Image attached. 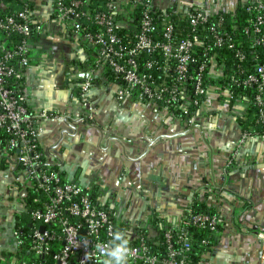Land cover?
I'll use <instances>...</instances> for the list:
<instances>
[{
    "label": "crops",
    "instance_id": "crops-1",
    "mask_svg": "<svg viewBox=\"0 0 264 264\" xmlns=\"http://www.w3.org/2000/svg\"><path fill=\"white\" fill-rule=\"evenodd\" d=\"M246 1L251 0H152L159 9L202 8L209 16L234 12ZM21 2L40 25L29 39L24 88L47 163L118 217L131 240L141 233L154 236L163 226L178 227L198 201L221 220L202 264H258L262 250L256 234L264 232V135L250 132L249 126L242 140L247 100L211 88L186 118L131 97L119 100L118 83L94 63L97 48L57 16L56 0ZM120 3L124 8L125 0ZM123 8L120 19L127 26ZM87 81L88 110L80 98ZM40 112L47 117H37ZM0 159H5L0 164L1 260L15 257L14 231L29 216L18 170L2 148Z\"/></svg>",
    "mask_w": 264,
    "mask_h": 264
},
{
    "label": "built area",
    "instance_id": "built-area-1",
    "mask_svg": "<svg viewBox=\"0 0 264 264\" xmlns=\"http://www.w3.org/2000/svg\"><path fill=\"white\" fill-rule=\"evenodd\" d=\"M23 3V9L0 15V131L5 143L4 147L0 144V150L4 149L18 167L16 179L26 191L25 211L29 216L23 223L30 226L27 225L26 239L15 229L18 251L15 257H3L0 264H117L111 252L123 245L119 244L121 235L117 231L120 219L95 205L79 185L68 181L58 167L47 163L42 151L40 128L36 116L27 107L24 88L25 70L30 64V35L39 30L40 25ZM84 5L85 0H56L57 16L71 22L73 29L97 48L94 63L110 69L118 83L119 100L131 97L169 111L174 106L180 107L188 114L205 101L202 98L206 94L203 85L206 67L209 65L216 77L222 75L215 57L210 54L212 51L222 47L233 49L238 71H243L244 51L233 41L222 15L210 20L212 16L202 8L193 12L174 9L173 13L186 16L188 24L187 36L174 44V26L167 9L155 7L152 0H125L127 16L141 5L138 32L126 45L117 34L119 28L126 26L120 19L123 8L120 0H109L104 10L84 8ZM246 12L249 17L244 32L254 38L255 45L264 49V0H252ZM128 20L130 18L125 21ZM200 26L207 29V34L200 35ZM10 35L17 36L18 40H8ZM200 41L204 43V60L192 67L195 63L192 51ZM233 80L237 85L255 86L254 102L257 106L263 104L264 64L242 80L238 77ZM89 87L87 81L80 89L84 108L88 106ZM37 117L47 116L40 112ZM260 117L263 118L262 112ZM249 133L243 131L242 140ZM180 224L213 233L221 220L217 214L188 210ZM256 236L262 250L258 264H264V232ZM133 240L135 242L130 243L133 254L128 264H191L187 231L164 227L165 254L161 256L151 253L145 234ZM210 242L209 236L201 240L205 246ZM88 254L90 258L86 259Z\"/></svg>",
    "mask_w": 264,
    "mask_h": 264
},
{
    "label": "trees",
    "instance_id": "trees-1",
    "mask_svg": "<svg viewBox=\"0 0 264 264\" xmlns=\"http://www.w3.org/2000/svg\"><path fill=\"white\" fill-rule=\"evenodd\" d=\"M109 0H85L84 8H96L97 10H104L105 5ZM252 1V0H251ZM251 1L240 2L238 7L234 12H220L215 14L212 17H209L210 20L214 19L220 15L223 16L225 19V25L231 35L233 41L243 49L245 54V59L241 63L242 72L239 70V64L237 59L234 57L233 49L228 47H222L219 49H215L210 54L214 56V60L218 67L220 68L222 75L216 77L215 74H212L211 68L208 66L204 71V80L203 85L206 89V94L203 96L202 101L206 100L208 96V91L211 88H218L220 87L222 92L227 94L233 100L238 99H245L248 102L247 114L246 118L243 122V130L250 131L249 126H252V131L250 132H260L264 135V101L261 106H257L254 102V96L256 94V88L253 85L245 86V85H237L234 83L233 78L238 77V80H242L246 76L253 74L256 71V68L260 64H264V49L261 46H257L254 44V38L244 32V28L248 25V13L246 12V6ZM4 7V8H3ZM141 5H138L133 12L128 16L130 18V24L127 26H123L118 29L117 34L121 38L123 44H129L134 40L135 34L138 32V19L140 14ZM23 9V5L21 0H0V15L12 13L15 11H19ZM167 13L170 14L169 20L173 22V40L174 44L177 43L179 40L183 39L188 34V24L187 18L182 13H173L174 8H167ZM190 11H195L194 8H190ZM119 18V15L117 16ZM205 25V24H204ZM162 24L159 23L158 28L161 31ZM34 31L31 33L30 38L33 37ZM200 35L207 34V29H203L201 26L199 27ZM8 40L10 41H17L18 37L14 35L8 36ZM197 43L194 46V50L192 51V55L195 58V63H193L192 67H196V64L200 63L203 59V47L204 43ZM104 71L106 72L107 76L111 80H114V75L110 71V69L105 68ZM184 104L181 103V105ZM197 108H192L188 114H184L180 107H173L171 112L177 117H190L196 112ZM261 112L263 113V118H261ZM261 119V121H260ZM0 139L3 142L2 147H4V134L0 131ZM5 159H0V164H3ZM191 211L193 213H209V214H216L212 207H208L203 202H194L192 205ZM27 224L22 225V232H20V237L26 239V232H27ZM163 228L157 230L154 236H146L147 244L151 249V253L164 255L165 254V245L163 243ZM179 231H187L189 241L191 243V248L189 251V261L191 264H198L202 262L203 256L207 254L212 248L211 246L214 244L217 233L220 230V226L217 227L216 231L210 233L207 230H201L191 225L183 226L180 224L178 227H174ZM20 230V231H21ZM120 230L124 231V223L121 221L117 225V231L121 235V241L119 244L124 243V237ZM210 237V244L209 245H202L201 240L205 237ZM130 240V243H134L135 240Z\"/></svg>",
    "mask_w": 264,
    "mask_h": 264
},
{
    "label": "clouds",
    "instance_id": "clouds-1",
    "mask_svg": "<svg viewBox=\"0 0 264 264\" xmlns=\"http://www.w3.org/2000/svg\"><path fill=\"white\" fill-rule=\"evenodd\" d=\"M121 234L126 237L124 239L123 245L117 247L115 251L111 252V255L115 257L117 264H128V260L133 254V250L130 247V240L125 231L120 230ZM113 233L112 235H114ZM99 247V244H98ZM89 254L86 256V259H89ZM106 264H110V262H106Z\"/></svg>",
    "mask_w": 264,
    "mask_h": 264
},
{
    "label": "flooded vegetation",
    "instance_id": "flooded-vegetation-1",
    "mask_svg": "<svg viewBox=\"0 0 264 264\" xmlns=\"http://www.w3.org/2000/svg\"><path fill=\"white\" fill-rule=\"evenodd\" d=\"M9 162L13 163L16 166V169L18 170L17 165L14 163V161L12 159H9ZM16 169H15V171H16ZM16 175H17V172H16ZM17 183H18V186H20V187H22L24 189L23 184H22L21 181L17 180Z\"/></svg>",
    "mask_w": 264,
    "mask_h": 264
},
{
    "label": "water",
    "instance_id": "water-1",
    "mask_svg": "<svg viewBox=\"0 0 264 264\" xmlns=\"http://www.w3.org/2000/svg\"><path fill=\"white\" fill-rule=\"evenodd\" d=\"M42 58H44L43 55H42ZM42 58H40V60H42ZM81 103H82V102H80V105H81ZM86 110H88V108H87ZM63 121L66 122V123H68V122H67V118H65ZM75 122L77 123V121H75ZM72 128H73V127H72ZM73 129H75V128H73ZM28 226H30V225H28ZM41 230H43V227H41ZM21 232H22V231H21Z\"/></svg>",
    "mask_w": 264,
    "mask_h": 264
},
{
    "label": "rangeland",
    "instance_id": "rangeland-1",
    "mask_svg": "<svg viewBox=\"0 0 264 264\" xmlns=\"http://www.w3.org/2000/svg\"><path fill=\"white\" fill-rule=\"evenodd\" d=\"M26 219L28 218V217H25ZM24 224V223H23Z\"/></svg>",
    "mask_w": 264,
    "mask_h": 264
}]
</instances>
